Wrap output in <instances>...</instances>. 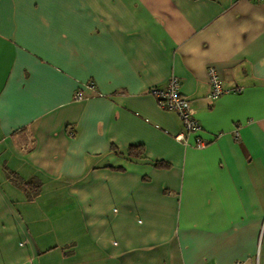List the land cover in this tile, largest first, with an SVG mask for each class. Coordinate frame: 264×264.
I'll return each mask as SVG.
<instances>
[{
    "label": "crops",
    "instance_id": "0c3cea01",
    "mask_svg": "<svg viewBox=\"0 0 264 264\" xmlns=\"http://www.w3.org/2000/svg\"><path fill=\"white\" fill-rule=\"evenodd\" d=\"M0 264H264V0H0Z\"/></svg>",
    "mask_w": 264,
    "mask_h": 264
},
{
    "label": "built area",
    "instance_id": "2783aa9c",
    "mask_svg": "<svg viewBox=\"0 0 264 264\" xmlns=\"http://www.w3.org/2000/svg\"><path fill=\"white\" fill-rule=\"evenodd\" d=\"M209 85L211 87L208 99L213 101L217 98L226 95L230 92L240 93L242 88L233 90H225L221 87L220 78L215 68L208 69ZM89 88L92 84L88 85ZM180 81L177 77L171 76L164 87L149 88V95L156 101L157 106L165 112H175L183 126V132L177 135L176 139L180 142L187 141V136L194 137V147L198 149H205L209 141H206L201 135L203 128L201 123L195 117V112L191 107V103L180 92ZM83 100L84 94L80 91L76 92L74 100Z\"/></svg>",
    "mask_w": 264,
    "mask_h": 264
},
{
    "label": "trees",
    "instance_id": "16d2710c",
    "mask_svg": "<svg viewBox=\"0 0 264 264\" xmlns=\"http://www.w3.org/2000/svg\"><path fill=\"white\" fill-rule=\"evenodd\" d=\"M139 148H141V147H140V146H136V147H134V149H133V148H132V149H133L134 151H136V150H138Z\"/></svg>",
    "mask_w": 264,
    "mask_h": 264
}]
</instances>
